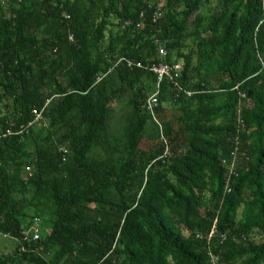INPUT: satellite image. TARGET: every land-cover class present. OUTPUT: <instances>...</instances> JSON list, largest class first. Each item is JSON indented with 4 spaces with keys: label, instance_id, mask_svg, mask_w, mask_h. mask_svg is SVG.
Returning a JSON list of instances; mask_svg holds the SVG:
<instances>
[{
    "label": "trees",
    "instance_id": "obj_1",
    "mask_svg": "<svg viewBox=\"0 0 264 264\" xmlns=\"http://www.w3.org/2000/svg\"><path fill=\"white\" fill-rule=\"evenodd\" d=\"M0 107V264H264V0H0Z\"/></svg>",
    "mask_w": 264,
    "mask_h": 264
},
{
    "label": "built area",
    "instance_id": "obj_2",
    "mask_svg": "<svg viewBox=\"0 0 264 264\" xmlns=\"http://www.w3.org/2000/svg\"><path fill=\"white\" fill-rule=\"evenodd\" d=\"M153 21L155 22V18L153 19ZM162 54H164V50L162 49V47H160L159 50ZM181 64H158V65H154L151 70L153 71V73L157 76V84H156V89L155 91L146 99V102L144 104V107H146V109L150 112L151 116L154 118V106L158 103V95L160 92V82L165 78L167 80H169L172 84L174 89H177L178 91L183 90L182 86L180 85V83H178L177 78L180 74V69H181ZM185 94L187 96H190L192 94L191 91H184ZM240 98L241 99H245L246 95L244 93H240ZM44 110V108H41V110H33V113L35 114V120H38L39 118H41L42 115V111ZM32 122L28 123L26 127L31 126ZM243 128V122L241 120L238 119V125L237 128L234 132L233 136V149L230 152V156L232 158H234L237 154V151L239 149V144H240V139H239V133L241 132ZM234 165V161L231 162V168ZM231 172V170H230ZM229 172V176L226 179L225 182V191L229 192L231 187H230V176L232 173ZM41 232V224H40V220L39 218L35 217L31 223V225L29 226V228L24 232L25 238L26 239H30V240H37L39 238ZM214 232V230H212L209 235H208V239L209 237L212 235V233ZM211 256L213 258H215V256L213 254H211Z\"/></svg>",
    "mask_w": 264,
    "mask_h": 264
},
{
    "label": "rangeland",
    "instance_id": "obj_3",
    "mask_svg": "<svg viewBox=\"0 0 264 264\" xmlns=\"http://www.w3.org/2000/svg\"><path fill=\"white\" fill-rule=\"evenodd\" d=\"M162 5V2H161ZM106 43H104L105 45ZM3 106V105H2ZM1 113L6 114L7 109L5 107H0ZM119 109L116 112L115 118L113 119L115 122L117 121V119L119 120L118 115L122 112L121 110L119 111ZM242 211V207H239L238 209V217H240ZM17 245V241L9 238V237H5L2 234H0V253L4 252V251H11L15 248V246Z\"/></svg>",
    "mask_w": 264,
    "mask_h": 264
}]
</instances>
